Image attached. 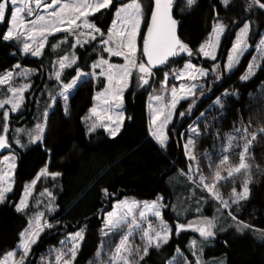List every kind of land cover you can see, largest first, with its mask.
Instances as JSON below:
<instances>
[{"label":"trees","instance_id":"obj_1","mask_svg":"<svg viewBox=\"0 0 264 264\" xmlns=\"http://www.w3.org/2000/svg\"><path fill=\"white\" fill-rule=\"evenodd\" d=\"M140 2L146 18H149L152 0ZM250 3L251 0H229L225 6L222 0H196V3L189 7L186 0H175L174 16L178 20L180 38L194 51L207 40L215 21L226 25V33L218 52V61L222 66L226 62L237 31L245 22L251 24L249 42L253 47L231 73L224 74L220 82H215L212 76L207 78L206 92L211 88L213 99H204L203 105L197 101L191 115L174 119L167 129L169 140L166 147L159 146L149 133L147 98L150 88L139 89L135 86V81L125 93L124 110L130 119L125 120L120 133L115 138L109 137L102 129L89 134L87 125L81 118L88 114L94 94L100 89L99 85L89 81L82 83L70 96L67 115L62 99L50 111L43 145H29L26 149L14 146L11 149L17 155L18 166L15 170L14 190L4 203H0V261L17 247L19 233L28 226L29 216L18 213L15 208L24 186L47 164L49 171H59L62 176L55 181L48 179L38 182L30 197L29 206L30 212L43 210L55 227L45 229L38 243L34 245L31 264H36L37 257L46 250L59 246V241L63 240L67 233H74L79 229L84 230V241L76 264H101L108 256L104 255L102 260L97 258L101 242L104 240L100 231V217L103 212L111 210L114 203L125 197H133L139 202H151L161 196L164 198L163 202L169 206L162 210V216L173 227V232L166 245H161L159 249L150 248L148 255L139 261V264H168L178 254L177 248L181 255L187 256L194 264L191 241L199 238L198 233L186 230L177 235L174 225L177 221L187 223V220L196 216L197 208H201L199 214L212 218L218 205L210 200L206 192L193 188L192 183L183 175V171L186 172L188 168L183 147L187 136L182 137L180 133H185L189 124L199 126L201 135L196 138L195 147L190 150L202 161L201 171L211 180L214 168L209 170L207 156L211 155L214 164H219L222 158L221 138L224 144L227 136L241 122L248 128V139L251 140L252 133L256 134V139L251 140L246 154V163L251 168L250 196L247 201L241 202L238 208L233 207L236 208L235 215L238 220L251 224L253 229L239 232L236 227L233 228L236 222L228 217L230 222H234V226L221 230L225 225L220 226L219 223L215 237L208 239L210 243H201V256L204 260L222 258L225 264H264V133L260 132V129H264V59H260V67L254 75L247 81L240 80L254 55L255 46L264 34V12L258 9L249 12L247 6ZM112 19L111 11L102 10V13L96 14L95 22L106 31ZM6 28V24L0 23V35ZM145 28L146 25L143 26L142 33ZM62 35L57 34V38ZM55 42L56 39L50 38L42 58H34L21 54L17 43L0 39V73L17 63L36 69V73L31 77L32 87L26 93L24 111L10 115V139L14 125H32L36 117L42 116L45 110L48 102L47 92L53 83L48 79L53 71V62L63 55V49H66V46H62V49L53 51L50 45ZM139 44L142 48V39ZM75 52L81 58L80 66L86 71L90 70L88 65L97 54L91 51L90 46H85V49L78 48ZM186 59L178 58V63L171 64L169 68H179ZM211 63L203 61L205 67H210ZM74 75L73 69H66L65 82H69ZM45 85H48V88ZM225 90H228L230 95L223 99L224 107L220 109L217 106L211 112L205 113L206 119H198L200 112H205L214 103L215 97L222 96ZM181 105L178 111H185L188 101H182ZM196 108L200 111H196ZM209 129L211 135L208 134ZM242 150L241 145L234 147L228 154V165L224 167L238 165ZM221 174L226 176V170ZM245 179L247 175L242 171L234 179L222 181L218 190L224 199H228L232 188L236 187L237 191H240ZM44 188L53 191L56 197L58 210L54 214L47 213L45 209L48 198L40 196ZM103 189L108 190V195H105ZM196 195H200L199 205L193 203ZM38 200L41 203L37 204ZM184 210L187 212L184 213ZM221 212L225 217L228 216L226 211ZM56 221L60 223L56 225ZM118 240V233L112 236L111 249ZM105 246L109 248L108 245Z\"/></svg>","mask_w":264,"mask_h":264},{"label":"snow or ice","instance_id":"obj_2","mask_svg":"<svg viewBox=\"0 0 264 264\" xmlns=\"http://www.w3.org/2000/svg\"><path fill=\"white\" fill-rule=\"evenodd\" d=\"M174 2L175 0H152L150 18H146L145 10L139 0H131L129 3H125L124 0H115V2L114 0H50V2L49 0H0V23L7 25L0 39L4 42L17 43L21 54L42 58L50 38L56 39V42L50 45L53 51L66 46V49H63L64 54L53 62V71L48 77L53 83L47 92L48 102H46L42 116L36 117V122L32 127L14 128L11 139L9 138L10 114L21 111L25 106V92L32 87L31 82L15 86L14 81L17 77L27 81L36 70L24 68L15 74L14 71H6L0 75V86H6V98L0 99V109H3L0 113L2 117L0 120V125H2L0 151L9 150L11 152L14 146L26 149L29 145H43L50 110L62 99L65 102L64 111L67 115L70 93L82 83L89 81L94 85H99L100 90L94 95L95 103L90 107L88 114L81 119L86 123L89 134L102 129L111 138H115L120 133L125 120L130 119L125 113L124 101L125 93L133 86V81L139 89L152 88L154 84L159 83L162 93H167L168 98L163 94L150 93V100L155 102L148 105L151 110L150 135L161 147H166L169 140L166 129L173 124L174 119L191 115L197 101L203 105L204 99H213L214 93L211 88H208L206 92L207 78L212 76L215 82H220L225 73H231L239 65L250 47L251 29L249 22H245L239 29L228 51L226 62L222 66L218 61V51L226 26L223 23H214L207 40L194 51L188 43L181 40L177 33L178 21L173 16ZM186 3L190 7L196 3V0H186ZM222 3L226 6L229 0H222ZM247 7L249 12L255 9L264 12L262 0H251ZM102 10L111 11L113 15L111 25L106 31L95 22L96 14L102 13ZM143 25H146V32L142 33ZM57 34L63 35L57 38ZM141 39L142 48L138 43ZM85 46H90L91 51L97 54L88 65L90 68L88 71L80 66L81 58L75 52L78 48L85 49ZM257 47L259 51L264 52V38H261ZM185 57L187 59L182 68H169L171 64L178 63V58L184 60ZM112 58H121L123 62L113 63ZM196 59L212 63L210 67L197 66L193 62ZM259 67L257 57L253 56L246 73L240 77V80L247 81ZM14 68L20 69L21 65L17 63ZM165 68L169 70L165 71ZM66 69H73L75 72L69 82H65L64 79ZM172 80L180 82L179 86L171 83ZM45 87L48 88V85ZM228 95L230 93L225 90L222 96L215 97L214 103L205 112H200L198 119H206L205 113L211 112L217 106L222 109L223 99ZM193 97L195 98L192 99ZM182 101H188V108L185 111H178V107L182 106ZM196 111L199 112L200 109L196 108ZM260 132L264 133V129H260ZM208 134L211 135L210 129ZM180 135L187 136V142L183 147L185 159L188 162L187 172L192 183L206 192L211 201H215L218 205L217 213L227 212V215L236 222L237 231L252 230L251 224L238 220L235 211L241 202L247 201L250 196L251 176L247 175L250 165L246 163V153L251 140L256 139V134L252 133L251 140H249L248 128L241 126L235 128L234 133L227 136V147L223 146V138H221L220 155L222 158L219 164H214L211 155L207 156L209 170L214 168V176L211 180L201 171L202 161L190 150L195 147V140L201 135L199 126L189 124L186 132ZM238 138L244 141L243 150L239 154V163L236 166L225 168L224 166L229 162V155L226 153L234 144L239 146ZM45 151L50 150L45 149ZM0 165H3L0 167V203H4L14 190L15 170L18 166L17 156L14 152L3 156L0 159ZM225 170L226 176L221 174ZM242 171L247 175V179L244 180L241 190L237 191V188L233 187L228 199H224L218 190L221 182L234 179ZM61 176L62 173L59 171H49L46 164L30 183L25 184L23 194L15 205L18 213L29 216L28 226L18 235L19 259H15L17 252L9 251L5 260L0 261V264H9V258H11V264H31L29 256L33 246L38 243L45 229H53L55 225L45 218L44 211L36 209L30 212L29 199L42 177L55 181ZM102 191L108 195L107 189ZM40 196L48 198L45 205L47 213H56L58 204L55 203L56 197L53 191L44 188ZM163 201V196L151 202L145 201L141 208V202L125 199L114 203L111 210L103 212L100 217L102 221L100 231L102 236L108 239L102 240L101 243L108 245L110 252L104 264H139V261L144 260V257L148 255L150 248L159 249L161 245L169 242L173 227L163 219L162 210L169 207ZM39 203L41 201L38 200L37 204ZM196 211L199 213L201 209L197 208ZM149 215L159 221L158 228L148 221L147 228L142 229L141 224L147 220ZM59 223L56 221V225ZM174 227L177 235L182 231L192 230L205 241L216 235L215 218L200 217L196 221L187 223L177 221ZM125 228L127 231L120 236L118 244L112 250L110 245L112 236L123 232ZM137 230L141 232L143 255H140V248H134L130 243V237ZM83 241V229L67 233L65 238L59 241L62 248L56 255L55 264H76ZM191 245L195 247V239L191 241ZM176 251L179 252V248ZM97 255L99 256L100 253L98 252ZM192 255L196 257L194 264H201L196 251H193ZM134 257H138V260ZM181 260L183 264H193L187 256L183 255L175 264H181Z\"/></svg>","mask_w":264,"mask_h":264},{"label":"rangeland","instance_id":"obj_3","mask_svg":"<svg viewBox=\"0 0 264 264\" xmlns=\"http://www.w3.org/2000/svg\"><path fill=\"white\" fill-rule=\"evenodd\" d=\"M49 2H50V0H49ZM129 2H131V0H126L125 1V3H129ZM139 2H140V0H139ZM141 3V2H140ZM216 22H219V23H222V22H220V21H215L214 23H216ZM225 25V24H224ZM144 26V25H143ZM143 26H142V29H143ZM226 26V25H225ZM243 27V25L240 27V28H242ZM239 28V29H240ZM142 29H141V31H142ZM239 31V30H238ZM238 31H237V33H238ZM225 33H226V31H225ZM236 33V34H237ZM225 36V34L223 35V37ZM223 37H222V39H223ZM261 38H264V34H263V36L261 37ZM261 38H260V40H261ZM235 39V38H234ZM260 40H259V42H260ZM206 41V40H205ZM204 41V42H205ZM203 42V43H204ZM221 42H222V40H221ZM233 42H234V40H233ZM259 42L257 43V45L255 46V52H254V55L253 56H255V57H257V63H259L260 64V59H261V57L264 55V52H261V51H259L258 50V45H259ZM138 43H139V41H138ZM233 44V43H232ZM249 44H250V42H249ZM140 45V44H139ZM141 47V46H140ZM252 45L250 44V47H249V49H248V51L247 52H249L251 49H252ZM219 49H220V47H219ZM219 52V51H218ZM246 52V53H247ZM245 53V54H246ZM31 56V55H30ZM105 58H107V55L105 56ZM59 59V58H58ZM58 59H56V60H58ZM251 60H252V58H251ZM203 59H200L199 60V62H196L195 60H193V62L194 63H196L197 64V66H201V65H203L204 66V64H203ZM111 62H113V63H122L123 61H122V59L121 58H112V60H111ZM21 65V64H20ZM15 66V65H14ZM14 66L12 67V68H10V69H8V70H6V71H14V74L16 73V72H19V71H21L22 69H24V68H30V69H34V68H32V67H26V66H22L21 65V68L20 69H15L14 68ZM182 66H183V64H182ZM182 66H180L179 68H182ZM57 68H58V65H57ZM175 68V67H174ZM179 68H176V69H179ZM236 68V67H235ZM234 68V69H235ZM233 69V70H234ZM36 70V69H35ZM232 70V71H233ZM246 70H247V68H246ZM246 70H245V73H246ZM6 71H4V72H6ZM168 71V70H167ZM4 72H2V73H0V75H2ZM35 73H36V71H35ZM34 73V74H35ZM33 74V75H34ZM228 74V73H227ZM32 75V76H33ZM31 76V77H32ZM31 77H30V79L29 80H22L21 78H19V77H17L16 78V80L14 81V85L15 86H19L21 83H27V82H31ZM171 83H175L176 85H177V87L179 86V83L180 82H177V81H175V80H172L171 81ZM171 86V84L169 85V87ZM100 90V89H99ZM75 91V90H74ZM74 91H72L71 93H70V96L74 93ZM98 91V90H97ZM96 91V92H97ZM96 92H95V94H96ZM5 93H6V86H0V99H4V98H6V95H5ZM26 93L27 92H25V105H26ZM150 93H154V94H157V95H160V94H163V95H165L166 96V98H168V94L167 93H162V91H161V87H160V85L159 84H154L153 85V87L152 88H150V92H149V94H148V98H147V112H148V119H149V133H150V118H151V110L149 109V107H148V105L150 104V103H155L154 101H152V100H150ZM94 94V95H95ZM236 95H237V93H235ZM10 95V94H9ZM64 102V101H63ZM65 103V102H64ZM95 103V101H94V99H93V103H92V106H93V104ZM6 107H8V106H6ZM24 109H25V106L21 109V111L20 112H23L24 111ZM53 109V108H52ZM51 109V110H52ZM50 110V111H51ZM2 111H3V109H0V113H2ZM19 112V113H20ZM16 114H18V113H16ZM16 114H10V115H16ZM0 120H2V117H0ZM35 122H36V120H35ZM34 122V123H35ZM34 123L32 124V125H30L29 123H27V124H25V125H23V126H19L18 124H16V125H14L13 127H12V130L14 129V128H16V127H32V126H34ZM241 126H243L244 127V125L241 123V122H239L238 124H237V126H236V128H238V127H241ZM169 127V126H168ZM168 129V128H167ZM167 129H166V132H167ZM235 130V129H234ZM234 130L229 134V135H231V134H233L234 133ZM12 134H13V132H12ZM151 136V135H150ZM152 137V136H151ZM153 138V137H152ZM154 139V138H153ZM155 140V139H154ZM26 141V140H25ZM156 142V141H155ZM157 143V142H156ZM238 143H239V146L241 145L242 146V148H243V146H244V141L242 140V139H239L238 138ZM158 144V143H157ZM159 145V144H158ZM160 146V145H159ZM223 146L224 147H227V138H226V141L224 142V144H223ZM234 147H237L235 144L233 145V147L232 148H230L229 149V152L228 153H226V154H229L230 152H231V150L234 148ZM11 152H13V151H11ZM11 152L10 151H7L4 155H2V156H0V159H2L3 158V156H5V155H9V154H11ZM247 154V153H246ZM16 155V154H15ZM17 156V155H16ZM0 167H3V165H0ZM250 170H251V168H250ZM250 170H249V172H248V174L247 175H250ZM183 175L192 183V180H191V178L189 177V175H188V172L186 171V172H184L183 171ZM48 179H50V178H48ZM48 179H45V178H41L38 182H40V181H42L43 180V182H44V180L46 181V180H48ZM31 182V181H30ZM30 182H28V183H30ZM37 182V183H38ZM27 183V184H28ZM192 186H193V188H197L193 183H192ZM200 189V188H199ZM34 191V190H33ZM22 194H23V191H22ZM22 194H21V196H22ZM199 198H200V195H196L195 197H194V199H193V203H197L198 205H199ZM125 199H127V200H137V199H135V198H133V197H125V198H123L122 200H125ZM204 199V198H203ZM30 200V199H29ZM122 200H120V201H122ZM117 202H119V201H117ZM142 205H143V202H141V208H142ZM201 209V208H200ZM40 211H43V210H40ZM195 211H196V209H195ZM184 213H186L187 212V210H184L183 211ZM201 212V211H200ZM199 212V213H200ZM199 213H197V211L195 212V215L196 216H193L190 220H187V221H196L197 219H199L200 217H207V216H205L204 214H199ZM180 214V213H179ZM48 215L47 214H45V218L47 219L48 217H47ZM137 216H138V212H137ZM181 216H183L184 217V215H183V213H181ZM179 217H180V215H179ZM228 217L229 216H226L225 217V215L222 213V212H220V213H217L216 212V214L214 215V217H212V218H215V223H216V229H215V231H216V233H217V226H218V224L220 223V226H221V224L222 225H225L224 227H222L221 228V230L222 229H225V228H227V227H229V226H234V222H230L229 220L230 219H228ZM207 218H209V219H212L211 217H207ZM221 218V219H220ZM48 220V219H47ZM148 221H151L152 222V224H153V226L154 227H156V228H158L159 227V221L155 218V217H153V216H151V215H149L148 216V218H147V220L146 221H144L142 224H141V227H142V229H146L147 228V226H148ZM43 222V221H42ZM236 226H234L233 228H235ZM127 231V229L125 228L124 230H123V232H121V233H118V238L120 239V236L124 233V232H126ZM140 235H141V232L139 231V230H137L134 234H133V236L132 237H130V243L133 245V247L134 248H136V247H138V248H140L141 249V252H140V255H143V251H142V248H143V241L140 239ZM199 235V234H198ZM105 239H107V237H104V240ZM118 242H119V240H118ZM118 242H117V244H118ZM203 242H207V243H210V241L209 240H207V241H205L202 237H199L198 239H196V245H195V247L193 248V250L194 251H196V253H197V256L200 258V261H201V264H225L224 263V261H223V259L222 258H219V259H215V260H204V258L201 256V247H200V245H201V243H203ZM192 246V245H191ZM34 247V246H33ZM115 247V246H114ZM114 247L112 248V250H114ZM62 248V246L61 245H59V246H57V247H51L50 249H48V250H46L44 253H42V254H40L38 257H37V263L36 264H55V258H56V255L59 253V251H60V249ZM11 251H14V252H17V255H16V257H15V259H19V252H18V248L16 247L15 249H13V250H11ZM98 252L100 253V255L98 256L97 255V258L98 259H101L102 260V258H103V256L104 255H106V254H108V256H109V254H110V252H109V248L108 247H106L105 245H100V248H99V250H98ZM32 253V252H31ZM30 253V256H29V260L31 261L32 260V254ZM6 256H7V254L1 259V261H4L5 260V258H6ZM108 256H107V258H106V260H102L101 262V264H104V262L105 261H107V259H108ZM181 253H179L178 252V254H176L169 262H168V264H175V262L178 260V259H180L181 258ZM135 259H137L138 260V257H134ZM195 259H196V257H195ZM181 262H182V260H181ZM9 264H11V258H9ZM182 264H183V262H182Z\"/></svg>","mask_w":264,"mask_h":264},{"label":"water","instance_id":"obj_4","mask_svg":"<svg viewBox=\"0 0 264 264\" xmlns=\"http://www.w3.org/2000/svg\"><path fill=\"white\" fill-rule=\"evenodd\" d=\"M152 6H153V4H152ZM152 6H151V8H152ZM174 9H175V4H174ZM174 9H173V16H174ZM149 18H150V13H149ZM174 18L176 19V17L174 16ZM177 20V19H176ZM178 21V20H177ZM144 32H146V28H145V31ZM177 33H178V35H179V25H178V28H177ZM179 37H180V35H179ZM52 111V110H51ZM7 152V150H2V151H0V156H2V155H4L5 153Z\"/></svg>","mask_w":264,"mask_h":264},{"label":"flooded vegetation","instance_id":"obj_5","mask_svg":"<svg viewBox=\"0 0 264 264\" xmlns=\"http://www.w3.org/2000/svg\"><path fill=\"white\" fill-rule=\"evenodd\" d=\"M209 239H211V238H209Z\"/></svg>","mask_w":264,"mask_h":264}]
</instances>
